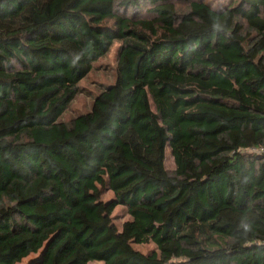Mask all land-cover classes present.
Wrapping results in <instances>:
<instances>
[{
	"label": "trees",
	"instance_id": "1",
	"mask_svg": "<svg viewBox=\"0 0 264 264\" xmlns=\"http://www.w3.org/2000/svg\"><path fill=\"white\" fill-rule=\"evenodd\" d=\"M187 1L0 0V264H264V0Z\"/></svg>",
	"mask_w": 264,
	"mask_h": 264
},
{
	"label": "rangeland",
	"instance_id": "2",
	"mask_svg": "<svg viewBox=\"0 0 264 264\" xmlns=\"http://www.w3.org/2000/svg\"><path fill=\"white\" fill-rule=\"evenodd\" d=\"M206 1V0H201ZM177 12H184L188 8L187 0H173ZM143 17H151L148 13H142ZM118 41L114 42L109 51L101 56L92 65L89 73L79 82L80 92L76 95L74 100L70 103L69 107L58 117V121H68L70 118L79 114L88 112L91 108L94 96L102 90L104 86H109L115 81V66H116V48ZM166 167L168 170H172L174 165L169 153H167ZM111 194L108 193L105 198ZM113 215L117 223H121L127 216L124 207H117ZM143 252H147L154 248L153 244L138 246ZM38 255V254H37ZM37 255H31L23 259L18 264H28ZM87 264H103L101 261H92Z\"/></svg>",
	"mask_w": 264,
	"mask_h": 264
}]
</instances>
